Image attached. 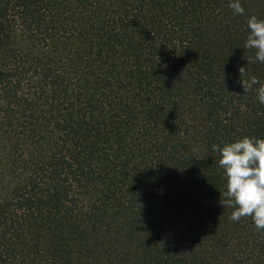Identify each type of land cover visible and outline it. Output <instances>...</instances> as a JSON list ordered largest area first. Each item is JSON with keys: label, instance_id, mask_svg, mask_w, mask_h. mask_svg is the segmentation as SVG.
I'll return each instance as SVG.
<instances>
[{"label": "trees", "instance_id": "16d2710c", "mask_svg": "<svg viewBox=\"0 0 264 264\" xmlns=\"http://www.w3.org/2000/svg\"><path fill=\"white\" fill-rule=\"evenodd\" d=\"M228 3L0 0V264H264L211 147L264 138Z\"/></svg>", "mask_w": 264, "mask_h": 264}, {"label": "clouds", "instance_id": "9594fccd", "mask_svg": "<svg viewBox=\"0 0 264 264\" xmlns=\"http://www.w3.org/2000/svg\"><path fill=\"white\" fill-rule=\"evenodd\" d=\"M228 7L232 14L243 15L245 12L241 0H229ZM248 35L244 42L245 49L255 50L254 60L247 58L248 63H264V19L250 15L247 19ZM240 83L244 93L253 86L256 87V96L260 104L264 105V82L255 75H248L244 66L238 68ZM212 150L219 153L217 161L226 177V191L220 200L225 207H233L228 217L238 221L241 217L251 216L257 230H264V138L244 136L241 139L222 143V146L213 144Z\"/></svg>", "mask_w": 264, "mask_h": 264}]
</instances>
